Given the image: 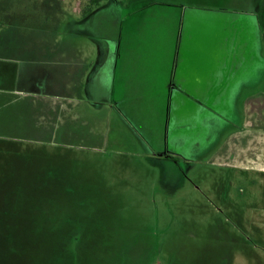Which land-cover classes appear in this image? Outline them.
<instances>
[{
  "label": "rangeland",
  "instance_id": "obj_1",
  "mask_svg": "<svg viewBox=\"0 0 264 264\" xmlns=\"http://www.w3.org/2000/svg\"><path fill=\"white\" fill-rule=\"evenodd\" d=\"M261 1L0 0V264H264V173L217 165L224 134L176 168L149 160L125 117L87 88L52 100L65 73L38 62L55 42L95 60L123 26L139 50L157 52V21L177 20L179 8L212 38L224 9L245 31V98L264 89ZM157 93L129 106L150 131L165 126Z\"/></svg>",
  "mask_w": 264,
  "mask_h": 264
},
{
  "label": "crops",
  "instance_id": "obj_2",
  "mask_svg": "<svg viewBox=\"0 0 264 264\" xmlns=\"http://www.w3.org/2000/svg\"><path fill=\"white\" fill-rule=\"evenodd\" d=\"M154 5L161 6L156 2ZM196 8L194 11L215 12ZM186 10L179 8L175 14L177 20L158 19L156 27L162 46L157 52L139 50L142 44L139 48L135 46L130 36L132 29L130 34L125 33L124 26L116 40H109L112 50L104 49L95 60L80 47L77 51L73 47L58 51V45L53 43L55 50L38 61L65 73L61 89L49 92L51 99L80 100L79 90L87 88L95 105L116 107L125 117L149 160L159 159L176 168L177 158L189 161V155L197 153L201 144L211 142L216 132L226 136L220 144L217 165L264 173V97L257 93L264 89L240 98L241 91L247 88L245 31H235V25L231 23L234 18L230 19V12L222 9L221 13L217 11L221 14L217 34L211 38L207 23L187 19ZM144 22L150 25L149 21ZM165 43L169 44L167 50ZM150 88L157 91L165 103L163 131L160 126L153 131L148 126L144 128L139 123H148V120L129 111L131 102L135 99L134 106L143 98L144 90ZM125 101L126 110L122 107ZM231 108L237 112L230 118ZM234 117L236 122H232ZM97 138L101 140V136ZM72 244L65 242L62 247L74 251L80 249L79 243Z\"/></svg>",
  "mask_w": 264,
  "mask_h": 264
},
{
  "label": "trees",
  "instance_id": "obj_3",
  "mask_svg": "<svg viewBox=\"0 0 264 264\" xmlns=\"http://www.w3.org/2000/svg\"><path fill=\"white\" fill-rule=\"evenodd\" d=\"M257 21L262 30V35L264 39V0L261 1L258 11H257Z\"/></svg>",
  "mask_w": 264,
  "mask_h": 264
}]
</instances>
